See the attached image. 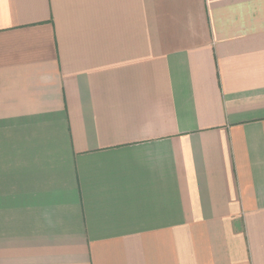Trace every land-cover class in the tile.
Segmentation results:
<instances>
[{"label":"crops","instance_id":"obj_1","mask_svg":"<svg viewBox=\"0 0 264 264\" xmlns=\"http://www.w3.org/2000/svg\"><path fill=\"white\" fill-rule=\"evenodd\" d=\"M0 264H264V0H0Z\"/></svg>","mask_w":264,"mask_h":264}]
</instances>
